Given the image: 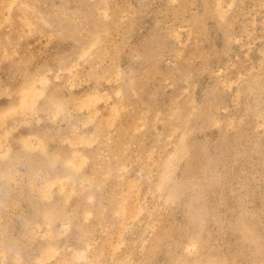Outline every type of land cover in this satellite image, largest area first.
Instances as JSON below:
<instances>
[{
	"label": "rangeland",
	"instance_id": "obj_1",
	"mask_svg": "<svg viewBox=\"0 0 264 264\" xmlns=\"http://www.w3.org/2000/svg\"><path fill=\"white\" fill-rule=\"evenodd\" d=\"M0 264H264V0H0Z\"/></svg>",
	"mask_w": 264,
	"mask_h": 264
}]
</instances>
